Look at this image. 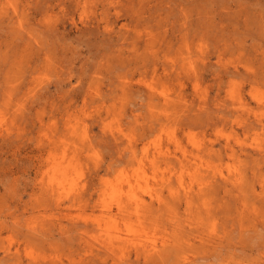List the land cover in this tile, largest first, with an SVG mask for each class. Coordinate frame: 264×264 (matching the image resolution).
Here are the masks:
<instances>
[{"label": "rangeland", "instance_id": "1", "mask_svg": "<svg viewBox=\"0 0 264 264\" xmlns=\"http://www.w3.org/2000/svg\"><path fill=\"white\" fill-rule=\"evenodd\" d=\"M8 1L0 264H264V0H11L2 12ZM188 43L202 55L193 64ZM63 155L82 201L48 190ZM136 157L147 202L168 207L129 224L102 204L107 181L132 175ZM104 215L125 236L166 243L163 255L104 248Z\"/></svg>", "mask_w": 264, "mask_h": 264}, {"label": "bare ground", "instance_id": "2", "mask_svg": "<svg viewBox=\"0 0 264 264\" xmlns=\"http://www.w3.org/2000/svg\"><path fill=\"white\" fill-rule=\"evenodd\" d=\"M2 1L3 0H0V6L4 5ZM9 1L5 2L6 6L2 7L3 8L2 12H8L10 6L7 7V4H11ZM77 1H79V3L80 2L83 3V0H77ZM16 9L17 8L15 7V9L13 10L15 11L13 13L15 14V17H13V20L21 16V12H18L19 10H16ZM9 19L11 20V18ZM51 27L53 26L51 25ZM54 29L56 30V27H54L51 30H54ZM28 38L30 40L28 41L29 45H30V42L37 41L36 37H33L34 40H32L30 34ZM145 40H146L145 43L143 42L144 47L145 48L151 47L152 39L147 38ZM198 45L200 46L199 50H201L202 44L201 45L198 44ZM187 47H188L187 49L188 54L184 59H187L190 64H193L194 60L201 58L202 55L199 54L198 52L192 53L191 51L192 46H190L189 43ZM154 55L158 56L157 53H155ZM149 90H150L149 96L153 97L154 94H160L159 96L162 100H164L165 106L171 107L173 105V101L171 102V99L169 98L170 95L167 92L165 91L159 92L153 86H149ZM127 91L128 89L126 88L125 92ZM175 104L176 103L174 102V106ZM0 128H1V124H0ZM194 146L196 148L197 153L200 155V153L204 150V147L196 141H195ZM157 153L160 155V157L165 156V152L163 151L161 147L157 148ZM56 160L57 161L54 162V165L49 169V172H48V180H47L48 190L56 194L59 198L67 197L69 201H73V202H76L79 200L82 201L83 190L81 189L79 172L77 170H72L74 169L72 165L73 163H71L67 159V155H63ZM136 161L139 163V166L135 169L132 175H125L124 172H122V174L120 175L121 179L119 181L117 182L107 181L106 188L104 190L105 198L103 199V204H102L103 212H105L106 214H112V213L122 214L127 219V222L128 220L130 221L129 224L133 222L135 218H137L136 220H140L141 217L144 215L143 212L145 213L150 212L153 214L155 213L153 210L156 211L163 207H168V203L164 202L160 198H155V199L152 198L154 200L151 201V203L147 202L146 191L149 188V182H148L149 176L146 173V171L143 170L144 165L142 161L138 159L137 157H136ZM104 183H106V181H104ZM181 184L183 185L184 183L181 182ZM110 218H112V216L107 218L104 215L98 218L96 221L97 223L96 226L99 227V229L104 231V233L101 234L102 242L105 244L104 248L112 251L113 253L119 252L120 254H122L121 257H125V255L126 256L128 255L126 254L127 249L129 247L127 243L130 242V244H132L136 248V250L139 252L142 251L144 253H149L150 255H154V256L163 255V251L166 249V243L163 245V248H159L156 242L152 243L151 241H147V240L143 241L142 239H138V236L133 233L135 232L134 230H130L132 232L126 233V236H125L122 230L116 224V222L113 221L112 223L111 222L112 220ZM131 236H134V237H131ZM228 237H229L228 234H225L223 236L225 240ZM178 241H179L177 243L178 246H181L184 244L181 239ZM213 244L215 245L216 250L221 247L220 244L219 245L215 243ZM259 258L264 259V253Z\"/></svg>", "mask_w": 264, "mask_h": 264}]
</instances>
